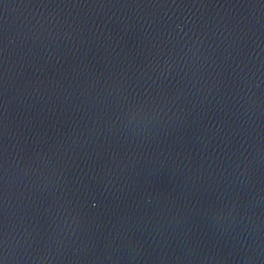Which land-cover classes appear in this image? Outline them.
<instances>
[{"label": "water", "instance_id": "95a60500", "mask_svg": "<svg viewBox=\"0 0 264 264\" xmlns=\"http://www.w3.org/2000/svg\"><path fill=\"white\" fill-rule=\"evenodd\" d=\"M4 264H264V0H0Z\"/></svg>", "mask_w": 264, "mask_h": 264}, {"label": "snow or ice", "instance_id": "6c2138e0", "mask_svg": "<svg viewBox=\"0 0 264 264\" xmlns=\"http://www.w3.org/2000/svg\"><path fill=\"white\" fill-rule=\"evenodd\" d=\"M0 264H4V261L2 259H0Z\"/></svg>", "mask_w": 264, "mask_h": 264}]
</instances>
